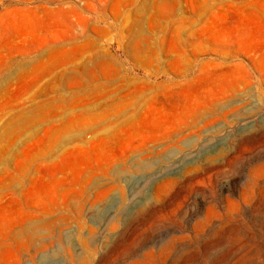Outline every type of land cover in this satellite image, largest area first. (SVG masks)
<instances>
[{
  "label": "rangeland",
  "instance_id": "1",
  "mask_svg": "<svg viewBox=\"0 0 264 264\" xmlns=\"http://www.w3.org/2000/svg\"><path fill=\"white\" fill-rule=\"evenodd\" d=\"M263 46L264 0H0V264H264Z\"/></svg>",
  "mask_w": 264,
  "mask_h": 264
},
{
  "label": "bare ground",
  "instance_id": "2",
  "mask_svg": "<svg viewBox=\"0 0 264 264\" xmlns=\"http://www.w3.org/2000/svg\"><path fill=\"white\" fill-rule=\"evenodd\" d=\"M264 47V46H263ZM98 63V62H97ZM237 107V106H236ZM205 119V118H204ZM212 120V119H211ZM257 165V164H256ZM261 165V164H260ZM233 187H234V185H233ZM235 189V188H234ZM243 189V188H242ZM231 191H233V190H231ZM243 195V194H242ZM233 196V195H232ZM210 206V205H209ZM217 206V205H216ZM211 207V206H210ZM209 207V208H210ZM212 210V209H211ZM208 213V212H207Z\"/></svg>",
  "mask_w": 264,
  "mask_h": 264
}]
</instances>
